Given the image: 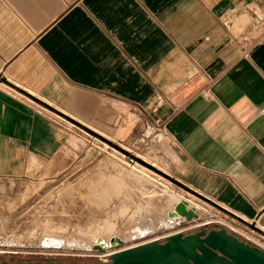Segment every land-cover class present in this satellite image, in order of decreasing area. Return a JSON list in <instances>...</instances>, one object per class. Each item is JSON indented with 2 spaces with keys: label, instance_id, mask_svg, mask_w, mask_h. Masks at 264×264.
Returning a JSON list of instances; mask_svg holds the SVG:
<instances>
[{
  "label": "crops",
  "instance_id": "0c3cea01",
  "mask_svg": "<svg viewBox=\"0 0 264 264\" xmlns=\"http://www.w3.org/2000/svg\"><path fill=\"white\" fill-rule=\"evenodd\" d=\"M67 123L169 140L264 238V0H0V150Z\"/></svg>",
  "mask_w": 264,
  "mask_h": 264
},
{
  "label": "rangeland",
  "instance_id": "374dc122",
  "mask_svg": "<svg viewBox=\"0 0 264 264\" xmlns=\"http://www.w3.org/2000/svg\"><path fill=\"white\" fill-rule=\"evenodd\" d=\"M66 125L74 130L70 138L40 139L32 145L33 147L28 146L26 142L11 140L8 143L9 150H0V239L5 237L8 240L0 246V255L49 256L75 263L106 259L107 254L100 256L99 250L86 252L82 249L63 247L44 248L39 244L28 247L23 242L19 244L16 241L19 237H28V228H32L35 234H40L43 222L48 219L65 217L68 219V225H78L86 218L95 221L96 216L107 217L113 213V217L121 220L123 214L117 212L118 209L127 210L129 213L132 205L125 204L121 207L118 198L129 196L140 201L150 197L145 188L140 189L143 186H139L135 177L124 175L122 168L125 166L128 170H138L137 165L133 166L135 161L156 172L159 171L157 168L164 171L160 180L154 179V172L148 174L154 188L156 187V192L150 198L161 201L164 192L194 197L198 204L212 211L211 221L195 220L197 216H194V219L184 216L175 228L177 231L183 234L192 233L208 222L206 229L224 227L252 244L264 245V238H258V235L238 218L194 193V186L184 179L183 165L171 149L169 140L148 134L137 138H116L112 137L110 132H93L79 127L78 124ZM117 162L123 166H117ZM145 176L147 177V174ZM102 181L108 183L100 184ZM109 183L118 185V189L113 186L106 188L110 186ZM90 191L95 194L89 195ZM101 191H104V194H101ZM103 208L105 210H102ZM170 231L172 229L163 227L115 247L130 246L149 239L162 242Z\"/></svg>",
  "mask_w": 264,
  "mask_h": 264
},
{
  "label": "bare ground",
  "instance_id": "6f19581e",
  "mask_svg": "<svg viewBox=\"0 0 264 264\" xmlns=\"http://www.w3.org/2000/svg\"><path fill=\"white\" fill-rule=\"evenodd\" d=\"M122 160L124 161V159ZM138 163H136L135 161L133 165L134 167L137 165L136 168H138V170L136 171L132 169L128 170L126 166L125 168L123 167L122 170L124 172V175H131L135 177L139 182V186H143L140 189L145 188L146 193L150 197H152L156 192L155 189L156 187L154 188V184L152 183V180L148 176V174L150 173L153 174L154 172V177H155L154 179L160 180L163 177L162 175H164L162 173L164 171L160 168H157V170L159 171L156 172V170L154 171L151 168H147ZM115 164L117 166H120L118 162ZM152 164L154 165L155 163L152 162ZM146 174L147 177L145 176ZM102 182L103 183L100 184H105L107 181H105V183L104 181ZM109 185L110 186L107 185L108 187L106 188L113 186V188L118 189V185L116 184L109 183ZM95 187H97L96 184ZM106 188L104 187V189ZM88 194L93 195L95 194V192L90 191L88 192ZM101 194H104V191L103 192L101 191ZM150 197L143 198L140 201L138 198H132L129 196H123L118 198L121 202L120 204L121 207L125 204L132 205L131 206L132 209L129 213L126 212L127 210L125 211H122V209H118V211L116 210L117 212L123 214L121 216L122 219L120 218L121 220H119L116 217H113L114 215H112L113 213H111V210H110L111 214L108 213L110 215L107 216L106 214L107 217L96 216L95 221L86 218L82 224L78 223V225H72V224L68 225L69 224V222L67 221L68 219H66L65 217L52 219V220L48 219L45 222H43L42 224L43 229L41 230L40 234L38 233L35 234L32 228H28V237L27 238L19 237L17 238L16 242L19 244L23 242V244L27 245L28 247L34 246L35 244H39L44 248L55 247L59 249L63 247L66 249H82L86 252H89L91 250L94 251L99 250L101 251L99 252L101 256L128 247V245L115 247L118 245L116 244V240H115L117 238L120 239L122 243L123 242L125 243L130 239L158 231L163 227L172 229V231H170L169 234L174 232H179L175 228H177L179 222L181 221L182 218H184L185 215L175 211V205L178 202H183L186 210H193L195 212L196 214L195 216H197V218L195 217V220L205 219L204 221L206 220L211 221L213 216L212 211L198 204L195 201L194 197H188V196L186 197L183 195L177 196L173 194H166L165 192L161 196V201H155V198H150ZM176 200L179 201L176 202ZM175 202L176 204H174ZM103 206L104 205H101V207ZM102 210H105V208H103ZM104 213L105 212H103V215ZM37 227L40 228L39 226ZM7 241L8 240L5 237H3V239H0V246H3L4 243Z\"/></svg>",
  "mask_w": 264,
  "mask_h": 264
},
{
  "label": "water",
  "instance_id": "95a60500",
  "mask_svg": "<svg viewBox=\"0 0 264 264\" xmlns=\"http://www.w3.org/2000/svg\"><path fill=\"white\" fill-rule=\"evenodd\" d=\"M175 211L188 218L196 215L186 210L183 202L175 205ZM207 224L194 233L168 234L163 242L151 239L116 250L97 264H264L263 247L239 239L224 227L206 231Z\"/></svg>",
  "mask_w": 264,
  "mask_h": 264
},
{
  "label": "flooded vegetation",
  "instance_id": "af4514ba",
  "mask_svg": "<svg viewBox=\"0 0 264 264\" xmlns=\"http://www.w3.org/2000/svg\"><path fill=\"white\" fill-rule=\"evenodd\" d=\"M199 230H197V231H199ZM208 230L209 229H206V231H208ZM197 231H195V232H197ZM192 233H194V232H192ZM187 234H189V233H187ZM184 235H186V234H184ZM163 241H165V239ZM102 260L103 259L100 258L97 261L91 259V260H85L82 263H75V262H70V260H60V259H57L55 257H49V256L36 257V256L18 255V254L0 255V264H84L86 262H91L93 264H97V263L101 262Z\"/></svg>",
  "mask_w": 264,
  "mask_h": 264
},
{
  "label": "trees",
  "instance_id": "16d2710c",
  "mask_svg": "<svg viewBox=\"0 0 264 264\" xmlns=\"http://www.w3.org/2000/svg\"><path fill=\"white\" fill-rule=\"evenodd\" d=\"M233 234L236 235L239 239L245 240L244 238H242L241 236L237 235L236 233H233Z\"/></svg>",
  "mask_w": 264,
  "mask_h": 264
},
{
  "label": "built area",
  "instance_id": "2783aa9c",
  "mask_svg": "<svg viewBox=\"0 0 264 264\" xmlns=\"http://www.w3.org/2000/svg\"><path fill=\"white\" fill-rule=\"evenodd\" d=\"M259 245V244H258ZM261 247H263V246H261Z\"/></svg>",
  "mask_w": 264,
  "mask_h": 264
}]
</instances>
